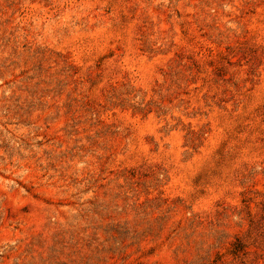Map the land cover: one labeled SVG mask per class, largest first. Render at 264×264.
<instances>
[{
	"label": "rangeland",
	"instance_id": "1",
	"mask_svg": "<svg viewBox=\"0 0 264 264\" xmlns=\"http://www.w3.org/2000/svg\"><path fill=\"white\" fill-rule=\"evenodd\" d=\"M0 264H264V0H0Z\"/></svg>",
	"mask_w": 264,
	"mask_h": 264
}]
</instances>
